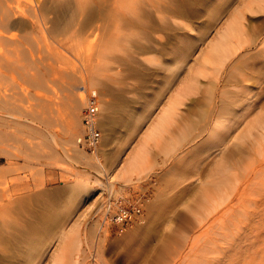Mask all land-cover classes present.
<instances>
[{
    "label": "rangeland",
    "instance_id": "obj_1",
    "mask_svg": "<svg viewBox=\"0 0 264 264\" xmlns=\"http://www.w3.org/2000/svg\"><path fill=\"white\" fill-rule=\"evenodd\" d=\"M27 1L15 0L23 10ZM84 1L71 30L47 39L57 53L34 56L36 46L45 48L32 39L17 52L4 48L12 61L1 68L0 87L28 118L0 114V223L46 227L29 258L25 243L17 245L16 264H54L57 256L59 264H264V62L256 57L264 50V10L244 13V39L254 37L257 48L244 44L218 72L200 76L201 56L247 0H196L180 15L170 13L169 0H127V10L111 14L110 0H99L98 11ZM41 2L54 17L58 3ZM102 33L112 39L105 49L96 48ZM16 63L25 69L14 70ZM91 80L99 86L90 102L113 106L98 120V154L65 153L71 146L60 135L71 104L80 95L89 101ZM171 104L165 139L149 147L143 171L110 181ZM109 202H142V217L110 223ZM4 248L0 256L8 255Z\"/></svg>",
    "mask_w": 264,
    "mask_h": 264
},
{
    "label": "bare ground",
    "instance_id": "obj_2",
    "mask_svg": "<svg viewBox=\"0 0 264 264\" xmlns=\"http://www.w3.org/2000/svg\"><path fill=\"white\" fill-rule=\"evenodd\" d=\"M16 1L19 2V0H16ZM88 1L90 4V7H91L90 9L92 11H98L100 5L105 6L103 4H100L99 0H88ZM137 1L141 2L143 0H134L133 5H135V3ZM27 2L29 5H27L28 7L26 10H25V8L23 10V8H20L19 4L16 3L15 0H0V76L2 75V72H1L2 67H3V69L10 67L11 62L9 61V59H11L12 57H7V55H6L7 49L10 48L9 50H12L11 48L16 47L18 44H20L22 42L27 43V42L31 41V39H32V42L35 41L36 44L42 43L41 45H43V48H45V49H41V48H39V46H38L39 49H37V46H36L35 47L36 51H35L34 49L31 50L28 47L29 51L30 50L35 51L34 54L35 53L38 54L44 50H45V52L47 51V52H51V53H57L56 49H57L58 45L56 46L55 50H52V48L49 46V44L46 43L47 39L58 38L59 35H61L63 33L66 34L68 32V30L70 31L71 30L70 27L73 25V22L76 20V17L78 16L79 11L83 10L81 7H85L86 5H88V2L87 1L85 2L84 0H74V1L73 0H50L51 4L52 3H54V4L58 3V6H57L58 9L56 6H54L53 8L55 10L57 9V11L54 10V12H53L55 16L53 15L54 17H49L51 14H49V16H47L46 12H44V4L45 3L42 4L41 0H28ZM110 2H111V5H114V6H113V8H110L111 10H108L107 13H110V14L114 13V11H117L118 9L127 10V0H110ZM153 5H154V3H153ZM63 7H64V9H62L63 11H60L59 9H61ZM157 8L155 9L156 12H158ZM259 10H264V0H247L245 5H244L243 11H238L236 13H233V15L228 20V22L223 27V29L220 32H218L215 40H213L209 44L206 51L201 56L200 63H199L200 68H199L197 74H199L200 76H205L206 74H209V72H213L215 74L216 72H218V70L224 64V62L228 58L232 57L234 54H237V52L240 49L244 48L245 46L248 48H254V47L257 48V45L259 43L256 42L254 37H252V39L248 40L247 42H246L247 39H244L245 32H244V28H243V20H244V13L245 12L255 13ZM64 11H65V13H64ZM140 11H142V10H140ZM176 12H179V11L177 9H174V10H171L170 13L172 15H175L174 13H176ZM60 13L63 15H60ZM64 15H66V17H64ZM18 16H21L23 19L19 18ZM138 16H141V15L138 14ZM51 18H53L54 20L52 19V21H51ZM125 21H127V20H125ZM115 29L117 30L118 28H115ZM115 29H114V31H115ZM15 30H18L21 33V35L19 36ZM72 32L73 31H71V33L69 32L68 34L74 35V33H72ZM75 33L77 35V36H75V38L76 37L79 38L78 37V35H79L78 31H76ZM71 35H69V36L72 39L73 35H72V37H71ZM111 35L112 34H110V36ZM61 36H63V35H61ZM69 36L67 35L66 38H68ZM98 36L99 37L101 36V37L100 38L98 37L97 40L95 39V41L97 43L96 48L99 46V48L102 49L105 46H107V44L109 45L108 40H111V42H112V39H110L111 38L110 36H109L110 37L109 39H106L107 37H105L106 35L104 36L103 33L101 35H98ZM112 36H115V35H112ZM95 37H97V36L95 35ZM64 38H65V36L63 37V39ZM79 40H76V41L80 42ZM104 40H107V41L105 42ZM113 41H115V40H113ZM70 42L73 45L74 41L73 42L70 41ZM23 43L20 44V47H22L21 45H23ZM82 43H83V41H82ZM60 44H62V43L60 42ZM68 44H70V43L68 42ZM103 44L105 45L104 47H102ZM244 44H246V45L244 46ZM72 45H70L71 48H73ZM30 46H31V44H30ZM61 46H63V45H61ZM65 46H69V45L66 44ZM79 46H80V44H79ZM90 46H92V45L90 44ZM261 46H264V41L261 42ZM4 48H7V49H4ZM17 48L19 49V45ZM105 48H107V47H105ZM74 49H75V47H74ZM262 49H264V47H262ZM13 50L16 51V48H14ZM23 50H22V52H23ZM22 52H20V53H22ZM258 52H259V56H256V57L262 58L261 60H262V62H264V50L258 51ZM18 53H19V51H18ZM29 53H30L29 56H31L32 53L31 52H29ZM37 54H35L34 56H36ZM17 56H20V54H18ZM30 58H33V57H30ZM16 60L18 61V59H15V61ZM11 61H12V59H11ZM13 63H14V61L12 62V64ZM34 63L32 62V64H34ZM19 65H18V68L20 70ZM24 65L22 64L20 66L21 67L23 66V68L25 69ZM27 65L31 66V64L30 65L27 64ZM13 66H15L14 70L18 69V68H16L17 63ZM33 67L36 68V66H33ZM49 67L50 66H48V68ZM23 68H21L22 72L26 73L27 70L25 71ZM26 68H28V67H26ZM249 68H254V67L250 66ZM10 69L12 71L13 68H10ZM10 69H9V71H10ZM36 69H35V71H36ZM30 72H31V70H30ZM38 72H40V71H38ZM9 73H11V72H9ZM30 76H32V75H30ZM27 77H29V76H27ZM32 77H29V79H31L30 82L34 83L37 78L34 80V76H32ZM29 79H28V81H29ZM37 80H36V82H38ZM93 80L90 81V83H89L90 86L87 84L88 87L87 88L84 87L87 90V96H88L89 101H85L83 103L82 102L83 97L80 95V98H78L76 100L73 99L74 100V101L72 100L73 103L71 102L72 104L70 107V112H69V117H68L69 119L65 123V125L63 127L64 129L62 130V134L60 135L61 140L63 141V144L71 146L69 148V150L65 149V153L69 152V151H73L75 154H79V152H77V151H79L78 150L79 146H78V143H76V142H77V138L81 135L82 132H80L78 134V136L75 135V132L77 131V127H78V131H79L80 127L83 128V126H82V117H81V121H79V119L76 118L77 117L76 111L79 109L80 102H82V104H84V106H86L87 103L90 102V98H91L90 93L92 91H94L95 86L97 85V83ZM4 84H5V81H4ZM0 85H1V78H0ZM97 86H99V85H97ZM4 92L2 91V89L0 87V114L5 113L3 115H5L7 118H12V119L28 118L27 114L26 113L24 114V112H26V110L23 112V110L21 109L22 108L21 105L20 104L18 105L16 103L18 101L15 100V102L14 101L12 102V99L10 101L6 100L9 97L6 98L7 94H6V96H4V94H3ZM95 94H96V91H95ZM20 103H21V101H20ZM95 104L98 107V113H97V125H98V120L100 119V117L102 115V109L105 112V111H108L109 109L112 110L113 106L110 103L109 104L105 103L104 106L102 104L100 105L99 103H95ZM174 106H175V104H171L159 116L157 122L152 127H149V129L146 132H145V130H143L145 133L141 134V136L139 138L137 136L138 140L136 141L137 142L136 146L135 147L133 146L134 148H132V150L130 149L131 153L128 154V157H126V159L124 158V161L121 160L122 165L120 166V169H118V173L112 177L109 176L110 181H112L113 179L115 180V178H119V179L127 181L129 177L139 175V173H141L143 171L142 168L145 164L149 147L152 144H159V142L161 140L163 141L165 139L164 135L166 134V132L168 130V128H166V126L171 122L172 116L175 114V109H174L175 107ZM225 114L226 113H223V115H225ZM107 119H109L108 116H107ZM108 122H109V120H108ZM219 124H220V122H219ZM217 127L218 126H216L215 128L217 129ZM221 127L223 128V122H222ZM262 131H264V129H262ZM2 140H3V138H2ZM165 147H166V145H165ZM98 151H99V149L97 150V152H94V154L96 156L98 154ZM130 181H133V180H130ZM82 187L84 190L87 189V186H82ZM5 191H2V192L7 193ZM242 193L243 192H241L240 195H242ZM3 195H5V194H3ZM10 201L12 202V199ZM1 206L2 205H0V207ZM2 207L0 210H3ZM3 215L5 216V213H3ZM2 216H0V219H2ZM4 219L5 218H3L2 220H4ZM45 228L46 227H44L43 229L37 230V232H36L35 229L29 230L28 227L24 228V229H16L15 224L12 225L11 222L6 223V224L0 223V244L5 246V248L3 250H5L8 253L7 256H0V264H16L17 260L20 259L19 252L17 250L18 249L17 245L19 243H25V249L27 248L25 253L27 255V258H29L30 254L35 250V247L32 246V241H34V239L39 237V234L41 232L45 233L46 232ZM73 245L74 244L72 243V246ZM68 257H70V256H68ZM72 257H73V255H72ZM60 260H61L60 257L57 256L55 258L54 264H59Z\"/></svg>",
    "mask_w": 264,
    "mask_h": 264
},
{
    "label": "built area",
    "instance_id": "obj_3",
    "mask_svg": "<svg viewBox=\"0 0 264 264\" xmlns=\"http://www.w3.org/2000/svg\"><path fill=\"white\" fill-rule=\"evenodd\" d=\"M98 107L95 103L89 102L85 106L82 113L83 130L77 138L78 146L86 152L94 154L100 147V133L97 126ZM142 202H134L133 204H121L112 206L111 202L106 209V219L110 223L130 224L139 221L142 217Z\"/></svg>",
    "mask_w": 264,
    "mask_h": 264
},
{
    "label": "snow or ice",
    "instance_id": "obj_4",
    "mask_svg": "<svg viewBox=\"0 0 264 264\" xmlns=\"http://www.w3.org/2000/svg\"><path fill=\"white\" fill-rule=\"evenodd\" d=\"M195 3L196 0H169L170 6L176 9H185L187 7H190L191 5H194ZM174 14L180 15L179 12H176Z\"/></svg>",
    "mask_w": 264,
    "mask_h": 264
}]
</instances>
